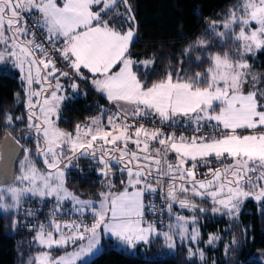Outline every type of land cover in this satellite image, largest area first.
<instances>
[{
    "label": "snow or ice",
    "instance_id": "snow-or-ice-1",
    "mask_svg": "<svg viewBox=\"0 0 264 264\" xmlns=\"http://www.w3.org/2000/svg\"><path fill=\"white\" fill-rule=\"evenodd\" d=\"M133 12L129 0H0V62L19 69L36 146L35 159L30 149H20L23 159L13 176L10 161L19 140L0 141L7 161L0 177L10 180L0 179V210L34 217L36 210L24 203L49 207L46 222L13 221L35 232L29 244L43 249L29 264H84L104 236L129 248L161 236L169 248L177 237L196 245L201 217L236 220L247 199L264 202V75L253 73L248 62L264 51V0H236L227 19L207 24L204 36L181 53L179 67L151 86L133 69L153 61L129 55L137 36ZM57 59L69 70L57 67ZM193 65L201 70L188 76ZM62 78L74 94L81 80L106 96L114 105L101 109L106 121L77 124L75 134L62 130L57 120L70 99ZM5 120L11 125L21 117ZM82 159L103 177L106 190L97 200L80 199L65 186L71 169L82 172ZM117 175L123 177L119 191ZM156 197L163 205L159 216L148 211L155 204L146 203ZM208 202L210 208L202 206ZM216 239L210 235L208 243ZM69 245L72 251L53 255ZM188 253L204 258L199 249Z\"/></svg>",
    "mask_w": 264,
    "mask_h": 264
},
{
    "label": "trees",
    "instance_id": "trees-1",
    "mask_svg": "<svg viewBox=\"0 0 264 264\" xmlns=\"http://www.w3.org/2000/svg\"><path fill=\"white\" fill-rule=\"evenodd\" d=\"M235 2L236 0H129L134 6L135 23L132 26L137 29L136 40L129 50L130 58L137 62L153 61V65L147 69L141 67L137 70L134 67L138 77L146 86H151L168 71L178 68L177 62L181 59L183 50L198 37L204 36L207 24L226 19V13ZM127 27L126 24L125 30ZM231 47L235 48L237 45L232 44ZM195 55L197 53L193 52V57ZM248 62L253 73L258 77L264 75V51L257 52L255 56L249 55ZM185 68H188L187 64ZM5 70L7 69L0 71V138L9 133L19 140L22 147H31L21 83L15 71L11 73ZM68 70L67 68L66 71ZM200 70L201 67L193 65L188 76ZM62 82L65 84V93L70 97L63 102L57 120L62 130L72 132L77 124H84L94 115L102 113V108H106L107 101L96 93L87 81L77 80L80 88L76 94L68 87L70 81L62 78ZM8 114L21 117V120L6 125L5 117ZM21 155L22 152L19 158ZM170 159L174 160V154H170ZM80 163L82 172L71 169L65 177V186L82 199L97 200V194L106 190L102 182L103 177L97 173L94 166L89 167L90 161L82 159ZM122 178L118 175L114 177L115 190L121 189L119 181ZM147 201L155 204V208L148 211L155 214L159 211L161 215V199L156 197ZM202 206L210 208L211 204L208 202ZM175 207L178 208V205ZM262 208L264 202L258 204L249 198L243 204L236 220L218 214L201 217L198 225L201 239L196 245L187 242L181 244L177 237L176 246L169 248L161 236L159 239L154 238L151 244L142 243L135 248L124 250L117 247L111 238L105 237L102 239V249L84 264H264ZM180 211L185 216H191L187 209ZM23 217L24 220L30 218L15 209H12L11 213L0 211V264H29L30 257L41 251L39 245L29 244L35 232H30L27 227H14L13 221L18 219L23 224ZM42 222L46 220L39 221ZM164 222L167 225L168 219L165 218ZM164 230H167L166 227ZM210 235L219 239L209 244ZM234 240L238 242L233 244ZM189 247H192L193 251H202L204 258L201 259L199 254L189 257Z\"/></svg>",
    "mask_w": 264,
    "mask_h": 264
},
{
    "label": "rangeland",
    "instance_id": "rangeland-1",
    "mask_svg": "<svg viewBox=\"0 0 264 264\" xmlns=\"http://www.w3.org/2000/svg\"><path fill=\"white\" fill-rule=\"evenodd\" d=\"M231 8V7H230ZM229 8V9H230ZM227 19V18H226ZM238 30V29H237ZM1 69H7V70H5V71H11V73H13L14 71L17 73V77H18V79H19V81H20V83H21V74H20V72H19V69L18 68H16L13 64H12V62L11 61H7V62H0V71H1ZM88 84L94 89V91L96 92V93H98V94H100V95H102L103 97H105L106 98V96H104L103 94H101V93H99V92H97L96 90H95V88L88 82ZM21 87H22V89H23V85H22V83H21ZM35 88H38L39 86L38 85H35L34 86ZM107 101V100H106ZM106 103H109L108 101L106 102ZM110 104V103H109ZM112 105V104H111ZM113 106V105H112ZM114 107V106H113ZM101 114L102 113H100V114H97V115H94L93 117H91L90 119H88L86 122H85V124H91V122H92V120L94 119V118H100L101 119ZM81 125H83V124H81ZM67 132H69V131H67ZM70 133H73V134H75V129L72 131V132H70ZM246 134V133H245ZM31 144H32V146L30 147V146H27V147H23V148H28V149H30V151L33 153V159H35V151H36V146H35V137L34 136H32L31 137ZM23 159V154L21 155V157L19 158V160L17 161V163H16V166H15V175H18L19 174V167H20V165H19V161L20 160H22ZM38 168H42L43 167V165H42V162H38L37 163V165H36ZM115 171V170H114ZM117 171V170H116ZM98 173V172H97ZM80 199H82V198H80ZM146 203H149L148 201H146ZM0 211H2V210H0ZM105 237H107V236H104L103 238H105ZM113 240H114V238H113ZM114 242H115V244H116V246L117 247H119V248H122V249H124V250H129V249H131V248H129V247H127V246H125V245H123L122 243H118V242H116L115 240H114ZM102 249V241H101V246H99L97 249H96V251L94 252V254L93 255H91V256H88L85 260H84V262H86V261H88L92 256H94V255H96L100 250ZM43 249H41V251H42ZM65 250H67V251H72L73 249H72V247L69 245V246H66V248H61V249H53V255H63L64 254V252H65Z\"/></svg>",
    "mask_w": 264,
    "mask_h": 264
},
{
    "label": "built area",
    "instance_id": "built-area-1",
    "mask_svg": "<svg viewBox=\"0 0 264 264\" xmlns=\"http://www.w3.org/2000/svg\"><path fill=\"white\" fill-rule=\"evenodd\" d=\"M50 55H52L53 58H56L55 53H50ZM57 67H59L61 70H64V71H66V69H67L66 65L61 63L59 59H57ZM106 108L112 109V106H110L108 103H106ZM142 122L145 124H150V121H142ZM156 127H159V125L157 124ZM168 131H171V130L169 129ZM179 131H183V129L178 130L177 134H179ZM25 207L27 209H35L36 210V213H37L36 216L29 218V219H32L36 224H38L40 220H46V216H47V213L49 211V207L42 206L40 203H24L23 208H25ZM156 215L159 216L160 212L158 211L156 213ZM65 219H68V218L65 217ZM28 220H24V217H23L22 218L23 224H27ZM90 221H91V219H88L87 222L89 223Z\"/></svg>",
    "mask_w": 264,
    "mask_h": 264
},
{
    "label": "water",
    "instance_id": "water-1",
    "mask_svg": "<svg viewBox=\"0 0 264 264\" xmlns=\"http://www.w3.org/2000/svg\"><path fill=\"white\" fill-rule=\"evenodd\" d=\"M8 136L13 137L11 134H9V133H5V134L0 138V141L5 140V138L8 137ZM15 147H16L17 150H16L15 154L12 156L11 161H10V169H11V171H12V175H13V176H14V168H15V165H16V163H17V161H18L19 155H20V153H21V150H20V149L22 148V146H21L20 143H19V144L15 145ZM6 162H7V161H6L5 154H4L3 152H0V167H3L4 164H5ZM0 179H3V180H6V181L10 182L9 178L6 177V176H4V177H0Z\"/></svg>",
    "mask_w": 264,
    "mask_h": 264
},
{
    "label": "crops",
    "instance_id": "crops-1",
    "mask_svg": "<svg viewBox=\"0 0 264 264\" xmlns=\"http://www.w3.org/2000/svg\"><path fill=\"white\" fill-rule=\"evenodd\" d=\"M100 95V94H99ZM100 96H102V95H100ZM103 97V96H102ZM105 100H107V98H105V97H103ZM108 101V100H107ZM109 102V101H108ZM110 103V102H109ZM108 103V104H109ZM111 104V103H110ZM114 106V105H113ZM106 119H107V116L104 114V113H102L101 114V121H106ZM83 125H85V123L83 124ZM130 147H132L131 145H130ZM119 190H122V189H119ZM119 190H117V191H119ZM84 200H91V199H84ZM107 238H109V237H107ZM112 240H113V238H111ZM114 241V240H113Z\"/></svg>",
    "mask_w": 264,
    "mask_h": 264
}]
</instances>
